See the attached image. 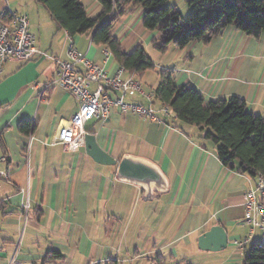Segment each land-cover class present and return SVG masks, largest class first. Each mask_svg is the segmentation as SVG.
<instances>
[{"label":"crops","instance_id":"crops-1","mask_svg":"<svg viewBox=\"0 0 264 264\" xmlns=\"http://www.w3.org/2000/svg\"><path fill=\"white\" fill-rule=\"evenodd\" d=\"M80 2L88 17L99 15L98 0ZM171 6L184 17L190 14L186 0H169L159 14ZM7 9L27 17L39 50L67 59L71 39L108 77H132L90 36L70 37L59 29L34 0H0V14ZM144 11L132 9L112 28L123 50L141 44L155 64V70L133 77L145 95L128 97L127 102L152 104L157 72L171 69L176 84L194 87L205 101L236 96L264 123V32L253 38L227 26L208 44L193 41L161 54L151 46L159 31L143 27ZM54 76L53 65L39 57L8 61L0 75V171L9 175L0 182V232L3 226L22 229L21 246L29 233V245L22 251H8L5 246L12 240L0 233V264L12 258L40 264L51 250L64 255L61 264H156V255L162 256L161 264H242L260 238V231L243 220V197L255 180L222 165L212 141L200 139L195 126L164 116L159 104L152 108L160 123L112 107L106 118L88 121L85 132L114 160L131 156L159 168L166 190H152L147 199L141 187L117 179L116 166L95 163L84 145L67 151L50 144L79 106L67 90L47 86ZM22 122L32 127L28 135L18 130ZM214 226L227 235L226 247L201 249L199 237ZM249 234L242 250L231 245ZM215 238L206 242L208 247Z\"/></svg>","mask_w":264,"mask_h":264},{"label":"trees","instance_id":"trees-1","mask_svg":"<svg viewBox=\"0 0 264 264\" xmlns=\"http://www.w3.org/2000/svg\"><path fill=\"white\" fill-rule=\"evenodd\" d=\"M34 1L49 12L59 29L70 37L90 36L93 44L105 47L124 71L138 78L155 70V64L141 44L126 52L112 34L113 26L134 8H145L142 20L145 29L159 31L151 46L161 54L171 46L183 49L193 41L208 44L216 32L227 26L253 38L264 32V0H186L191 10L186 19L175 6L159 14L169 0H98L101 10L95 18L87 16L80 0ZM157 78L153 103L168 107L170 116L180 123L195 126L200 139L212 141L222 165L253 180L264 175L263 119L251 113L244 100L232 96L205 101L194 87L176 84L171 69L158 71ZM18 130L28 135L32 127L22 122ZM64 258L62 253L51 250L45 253L40 264H61ZM153 261L161 264L162 256L156 255ZM242 264H264V246L252 244Z\"/></svg>","mask_w":264,"mask_h":264},{"label":"built area","instance_id":"built-area-1","mask_svg":"<svg viewBox=\"0 0 264 264\" xmlns=\"http://www.w3.org/2000/svg\"><path fill=\"white\" fill-rule=\"evenodd\" d=\"M112 15V12L109 16ZM34 57L49 61L53 65L54 78L47 86H58L67 90L78 102L76 113L62 126L52 138L50 144H59L67 151H77L84 145L85 124L91 119H104L112 107L121 114L128 112L152 121L162 122L152 108V104L144 106L127 102L126 98L136 94H144L138 79L130 77L121 80L118 76L108 77L104 68L86 59L72 44L66 49L67 59H61L41 51L36 46L35 36L29 31L25 15H19L9 9L0 14V75L8 61H26ZM123 69H121L122 71ZM95 85L94 87H92ZM109 91L115 93L112 97ZM164 116H170L171 110L161 106ZM8 173L0 171V182L8 179ZM264 175H258L254 185L245 192L243 197V220L251 229L260 231L258 243L264 246ZM27 206H25V209ZM251 234L235 239L231 245L242 250L249 242ZM17 252V251H16ZM5 264H25L12 258Z\"/></svg>","mask_w":264,"mask_h":264},{"label":"water","instance_id":"water-1","mask_svg":"<svg viewBox=\"0 0 264 264\" xmlns=\"http://www.w3.org/2000/svg\"><path fill=\"white\" fill-rule=\"evenodd\" d=\"M84 149L95 163L116 166L117 179L138 185L144 190L147 199H151L152 190L158 192L166 190L167 183L163 173L152 163L131 156H123L119 160H114L99 147L94 136L88 133L84 136ZM211 238H215V240H213V246L208 247L206 242ZM199 245L201 249L221 250L227 245V235L221 227L214 226L199 237Z\"/></svg>","mask_w":264,"mask_h":264},{"label":"rangeland","instance_id":"rangeland-1","mask_svg":"<svg viewBox=\"0 0 264 264\" xmlns=\"http://www.w3.org/2000/svg\"><path fill=\"white\" fill-rule=\"evenodd\" d=\"M187 17H184L183 16L184 19H186ZM174 218L176 219V214H175ZM0 233H1V238H9V239L12 240L11 242L7 243L6 246H5V248H7L8 251L14 249L15 247H16V250L17 251L18 250H21L22 251V250H25V248H27V246L29 245L28 244V242H29L28 241V235H29V233L25 234L23 245L21 246V244H20V240H21V238L23 236L22 229H21V231H17L16 228L14 229V227L11 229V228H8L6 226H3V229L1 230ZM1 246H3V244H1V241H0V248H3ZM144 263H146V261H144ZM27 264H33V263H29L28 262Z\"/></svg>","mask_w":264,"mask_h":264}]
</instances>
